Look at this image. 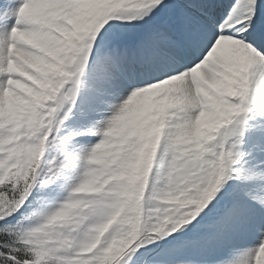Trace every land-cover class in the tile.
<instances>
[{"label": "snow or ice", "instance_id": "snow-or-ice-1", "mask_svg": "<svg viewBox=\"0 0 264 264\" xmlns=\"http://www.w3.org/2000/svg\"><path fill=\"white\" fill-rule=\"evenodd\" d=\"M0 264H264V0H0Z\"/></svg>", "mask_w": 264, "mask_h": 264}]
</instances>
